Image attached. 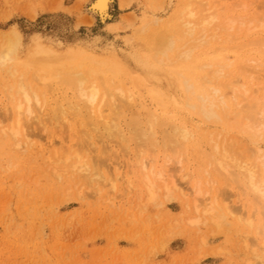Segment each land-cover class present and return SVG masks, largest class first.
Segmentation results:
<instances>
[{
    "label": "rangeland",
    "instance_id": "rangeland-1",
    "mask_svg": "<svg viewBox=\"0 0 264 264\" xmlns=\"http://www.w3.org/2000/svg\"><path fill=\"white\" fill-rule=\"evenodd\" d=\"M89 1L0 0V49L17 33L20 42L15 56L20 61L25 60L36 38L60 50L73 44L84 49V54L95 57L115 55L125 69L132 70L144 81L140 88L134 89L136 106H142L141 115L145 116V108L153 107L160 114L166 106L168 114L178 121L173 123L183 121L193 130L192 146L198 145L201 152L192 149L190 142L188 149L185 143L177 150L164 151L162 146L154 149L135 146L128 136L122 147L111 139L98 140L93 135L89 139L100 147L105 144L107 150L102 158L104 163L100 165L104 177L90 187L84 182L89 175L87 171L77 172L76 177L57 175L54 169L62 165L59 158L65 151L58 140L59 132L65 130L64 136H72L73 130L63 129L52 120H44L43 116L46 112L50 114L48 108L54 107L61 91L54 90V84L43 88L45 108L38 114L43 120L30 119L31 124L23 122L22 132L27 136H20L21 145L15 146L12 138H7L9 135L2 134V128L9 126L12 120L4 108L8 105V91L18 75L12 74L7 65H0V264H247L248 259L254 261L250 247L255 240L247 236V229L239 221L253 210L249 208L252 206L249 196L245 194L242 198V188L230 180L224 183L222 176L216 183L212 182L204 166L198 168L203 164L199 157L203 158L212 150L208 134L214 132V137L216 131L220 134L223 130L222 135H216L223 138L225 133L230 138V133L235 132L230 128L232 123L228 121L225 128V125L202 120L192 107L184 105L174 73L165 65L149 64L148 50L160 32L161 20L169 16L179 0H114L110 5L112 15L104 23L87 12ZM213 1L215 5L223 4L221 12L225 16L222 17L247 10H250L248 18L250 15L259 20L264 17V0ZM242 1L246 3H242L243 8L239 5ZM243 13L240 15L246 16ZM249 35L240 31L242 43ZM239 42L241 47L234 50V55H248L252 46ZM233 46V42L222 45L217 42L208 48L206 57H225ZM222 47L225 49L220 50ZM38 83L34 81V86ZM36 111L40 112L38 108ZM122 127L126 133L127 128ZM163 127L162 131L169 129V126ZM161 129L156 130L158 139ZM236 132L230 139L239 136V146L249 142L245 133ZM229 138L227 136L230 141ZM215 141L222 143L223 140ZM256 144L264 154V141ZM96 149L95 145H79L76 141V150L87 159L102 153ZM179 152L183 157L176 164L174 157L176 159ZM152 159L155 166H163L166 178L171 176L177 187L167 196L159 192L153 200H148L138 179L141 163ZM52 160L59 161L54 169ZM149 164L147 162V166ZM196 171L202 177L204 189L214 188L217 201L233 209L232 213H226L221 228L202 213L208 201L201 203L198 210L192 206L191 183L183 175L196 174ZM115 176V186L111 188L107 179ZM206 197L203 194L197 199L202 202ZM200 215L199 221H191Z\"/></svg>",
    "mask_w": 264,
    "mask_h": 264
},
{
    "label": "bare ground",
    "instance_id": "bare-ground-1",
    "mask_svg": "<svg viewBox=\"0 0 264 264\" xmlns=\"http://www.w3.org/2000/svg\"><path fill=\"white\" fill-rule=\"evenodd\" d=\"M113 1L90 0L86 10L91 17L104 23L112 15L110 5ZM242 3L244 2L239 5L243 8ZM220 4L215 5L213 0H179L169 16L161 20L160 32L154 37L155 41L151 44L147 57L151 66L162 64L174 73L184 105L192 107L194 113L200 115L202 120L225 125V128L229 121L232 123L230 128L235 129L231 135L237 134L238 131V134L245 133L249 138L247 144L239 146V136L232 140L230 138L233 136L230 135L229 138V135L223 133L225 142L224 137L219 138L222 129L220 134L219 131L215 132L219 136L214 134L212 137V131V134H208V144L212 150H209L210 154L206 156L203 152V158L199 157L200 164L204 165L198 164V168L204 166L205 173L212 182L216 183L219 176H222L224 183L230 180L238 188H242V198L245 194L249 196L251 207H254L248 206L254 211L249 210V214L239 220L247 229V236L255 240L250 247L255 260L248 259L247 264H255L257 261L264 264V154L256 144L259 140L264 141V17L263 20L260 17L261 21L259 17L251 15L248 18L250 10H247L248 13L244 12L247 19L243 12L235 14L236 17L233 15L235 18L232 14L222 17L225 15L221 12L223 4ZM242 13L245 17L240 15ZM241 30L250 33V38L244 43L240 38ZM239 41L243 45L252 46L249 56L238 53L234 55V50L241 47ZM19 42V35L14 33V38L9 39L0 49V65H7V69L13 71L12 74L18 75L8 91V105L4 108V112L8 113L12 120L9 126L2 128V134L9 135L7 138L11 137L15 146H20V136H27L26 132H22V123L31 124L30 119H42L38 116L41 109L45 108L41 93L43 88H51V84H54V90L61 91V95L58 101H55L54 107L48 108L50 114L46 112L44 120H52L62 128L73 130L72 136H64L65 130L59 132L58 140L62 147L65 146V151L59 158L62 161L61 166H58V160H52L53 169L56 168L55 165L58 166L54 169L57 175L64 173L76 177L79 172L87 171L89 175L85 176L84 182L90 187L104 177L105 173L100 165L104 163L102 158L107 150L104 148L105 144L100 147L89 139L93 135H96L98 140L111 139L122 147L129 137L135 146L150 149L162 146L164 151L177 150L185 143L187 148V143H191L193 130L183 121L179 122L180 124L173 123L177 119L175 121V116L168 114L166 106L161 109L160 114L155 112L156 108L153 107L145 108V116L141 115L142 106H136L134 89L140 88L144 81L132 70L127 67L125 69L115 55L109 58L95 57L84 54V49L73 44L60 50L36 38L28 49L25 60L20 61L15 56ZM217 42L221 45L233 42V50L225 57L215 55L207 59L208 48ZM223 49L225 47L220 50ZM34 81L39 82V86H34ZM37 108L40 112L36 111ZM122 125L127 128L126 133ZM163 126H169V129L162 131ZM159 128L162 135L158 139L156 130ZM199 131L200 129L198 133ZM213 138L223 141L219 143ZM72 140L74 144H71ZM76 141L79 145H95L96 150L102 153L87 159L76 150ZM190 145L192 149L198 146H192V143ZM182 154L179 152L177 158L174 157L176 164L181 162ZM147 162L150 163L149 166ZM141 166L138 180L148 200H153L159 192L167 196L177 187L171 176L167 179L163 166L154 165L153 159L145 160ZM201 171L203 174V170ZM195 173L183 175L191 183L189 194H194L192 206L198 210L201 203L208 201L202 208V213L207 214L217 228H221L226 213H232L233 209L217 201V195L213 193L214 188L204 189L201 175L197 171ZM222 177L220 180H223ZM115 179L116 176L114 179H107L111 188L115 186ZM239 189H235L236 192ZM203 194L207 197L200 202L197 196ZM245 208L247 210L248 207ZM200 217L202 216L191 221L197 222Z\"/></svg>",
    "mask_w": 264,
    "mask_h": 264
}]
</instances>
